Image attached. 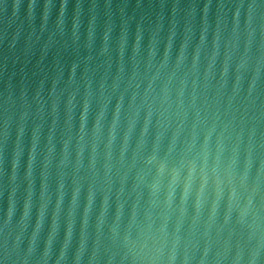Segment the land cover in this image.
Segmentation results:
<instances>
[{
  "label": "water",
  "instance_id": "1",
  "mask_svg": "<svg viewBox=\"0 0 264 264\" xmlns=\"http://www.w3.org/2000/svg\"><path fill=\"white\" fill-rule=\"evenodd\" d=\"M30 2L0 0V243L21 264H264L259 10Z\"/></svg>",
  "mask_w": 264,
  "mask_h": 264
},
{
  "label": "clouds",
  "instance_id": "2",
  "mask_svg": "<svg viewBox=\"0 0 264 264\" xmlns=\"http://www.w3.org/2000/svg\"><path fill=\"white\" fill-rule=\"evenodd\" d=\"M53 3L52 0H42V3H40L39 5H37L34 2H30L27 5V8L29 10V13H31L33 8L36 7H40L43 9V20H47L48 16H49V10L53 7ZM108 5H105V7H107ZM9 7L8 4H3V8L6 10ZM12 9H13V13L15 14L16 9L19 7L18 4H13L11 5ZM56 7V5H55ZM82 4L79 2V0H77V3L75 5V10L77 12V14L79 13V10L81 9ZM89 7L91 8H95L97 7V5L95 3L89 5ZM205 7L207 8L208 5L206 4ZM234 7L237 9V12H239L240 9H247L248 11V19L249 21L251 20V15L254 11L259 10L261 17L264 18V0H249V2L247 3H238L235 4ZM66 8V0H60L59 2V11L61 16H63L64 11ZM57 26H59V21ZM8 60V55H7V51H6V55H5V63H7ZM9 81H10V77H9ZM13 85L10 82L6 81L5 84V91L3 94V99L2 101H0V105H2L3 107V113H4V127L5 130H7L8 127V122H9V109L10 107L16 102L15 98H14V94L12 91ZM7 133L5 132V135ZM251 203V201H249V204ZM5 226H7V220H5ZM33 249L31 247H29L28 249V254L24 257V264H26L27 258L28 256L31 255ZM45 257L47 256V251H45L44 253ZM61 256H63V253H61ZM125 258L121 257V262H123ZM238 259V258H237ZM0 264H21V258L17 255L16 252V245L13 244L12 246L9 245V241H8V236L7 234H5L4 238H3V242L0 243ZM76 264H80V256L77 255L76 257ZM90 264H95V256H93L92 260L90 261ZM103 264H113V257L112 256H108L107 260L103 262ZM133 264H135V258H133ZM251 264V262H250Z\"/></svg>",
  "mask_w": 264,
  "mask_h": 264
}]
</instances>
